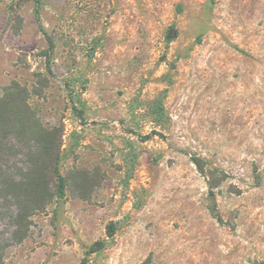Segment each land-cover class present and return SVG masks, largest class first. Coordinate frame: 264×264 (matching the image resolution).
I'll list each match as a JSON object with an SVG mask.
<instances>
[{
    "label": "rangeland",
    "instance_id": "374dc122",
    "mask_svg": "<svg viewBox=\"0 0 264 264\" xmlns=\"http://www.w3.org/2000/svg\"><path fill=\"white\" fill-rule=\"evenodd\" d=\"M40 1L0 0V172L57 143L66 189L0 181L2 264L264 263V0Z\"/></svg>",
    "mask_w": 264,
    "mask_h": 264
},
{
    "label": "trees",
    "instance_id": "16d2710c",
    "mask_svg": "<svg viewBox=\"0 0 264 264\" xmlns=\"http://www.w3.org/2000/svg\"><path fill=\"white\" fill-rule=\"evenodd\" d=\"M37 7L40 5V0H33ZM38 9V8H37ZM38 13V10H37ZM173 39V38H170ZM51 41V45H52ZM9 98L11 96H8ZM12 101L9 99L0 101V137H7L13 132L18 134L19 140L26 143L28 135L18 131L20 123L16 118H13L15 110L11 105ZM44 151L34 158L29 154V160L32 164L31 168L23 174V181L16 183L12 176L7 173L0 172V181L3 186H7V190L15 196L19 202L22 213L19 215L20 222L26 220L27 216H30L36 211H42L46 205L51 203L52 195L50 193V185L54 184L56 188V195L64 196L66 189V180L60 173L56 164L60 158L61 147L56 143L55 149L51 150L53 145H44ZM196 164L200 167L198 160H195ZM210 194L214 198V189L217 188V184L209 181ZM2 256L0 254V264H2ZM264 264V263H261Z\"/></svg>",
    "mask_w": 264,
    "mask_h": 264
}]
</instances>
